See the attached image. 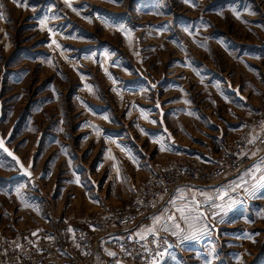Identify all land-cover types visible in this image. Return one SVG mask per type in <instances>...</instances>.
Masks as SVG:
<instances>
[{
    "label": "rangeland",
    "instance_id": "1",
    "mask_svg": "<svg viewBox=\"0 0 264 264\" xmlns=\"http://www.w3.org/2000/svg\"><path fill=\"white\" fill-rule=\"evenodd\" d=\"M71 3L79 15L65 0H0V139L19 160L0 149L2 255L36 252L59 235L76 245L79 231L128 205L150 171L203 160L218 137L239 131L235 123L264 119V0ZM259 164L177 190L154 233L141 235L166 237L159 264H264V189L243 190ZM225 190L224 201L215 199ZM181 195L208 217L198 239H184L191 231L176 212ZM232 201L226 216L216 207Z\"/></svg>",
    "mask_w": 264,
    "mask_h": 264
},
{
    "label": "built area",
    "instance_id": "2",
    "mask_svg": "<svg viewBox=\"0 0 264 264\" xmlns=\"http://www.w3.org/2000/svg\"><path fill=\"white\" fill-rule=\"evenodd\" d=\"M238 124L239 131L235 129L229 138L218 137L209 157L171 161L150 171L144 187L133 191L131 202L103 213L96 225L79 231L76 245L69 243L65 235L54 236L35 246L36 252L0 254V264H93L98 258L107 264H153L166 237H141L135 233L136 228L162 208L177 190L206 187L234 176L250 164L252 153L264 146V119L257 117L253 122L242 119L235 123ZM253 137L255 140L250 144L248 141ZM109 252L114 255H108Z\"/></svg>",
    "mask_w": 264,
    "mask_h": 264
},
{
    "label": "snow or ice",
    "instance_id": "3",
    "mask_svg": "<svg viewBox=\"0 0 264 264\" xmlns=\"http://www.w3.org/2000/svg\"><path fill=\"white\" fill-rule=\"evenodd\" d=\"M14 2L17 4V6H20L21 3H22V0H14ZM112 2H118V0H112ZM185 3L190 4V6H195L194 0H185ZM65 4L69 8H71L74 12H76L77 15L80 14L79 10L72 6L71 0H65ZM24 6L27 7L26 4ZM233 14L236 15L237 18H239V14L238 13L234 12ZM83 18L89 20V22H90V17H83ZM3 19H4L3 14L0 13V20H3ZM102 22L105 23V25L108 26V27H112L113 26V25H109L107 23V21H102ZM43 25H44V21L42 20L41 21V26L43 27ZM117 30L123 32L125 34L126 38H129L130 35H131L130 32H128L127 30L124 29L123 25L117 26ZM49 31L51 33V30H49ZM52 44L55 45L56 48H60L61 47L59 44H57V42L55 40H52ZM105 75H107L108 78L110 80H112L114 84L116 83L115 79L111 76L110 73L107 72V70H105ZM85 87L88 88L89 92L92 91V89L89 86L86 85ZM153 87H155V85H153ZM113 91H116V89L113 88ZM117 94L119 95V93H117ZM156 106L159 107L160 105L157 103ZM144 118L147 119V116H144ZM103 119L107 120L108 117L104 116ZM153 123H155V121H153ZM140 131L142 133H144L143 129H141ZM100 133H101V130L99 128H96V134L100 135ZM254 140H255V137L250 139L248 142L251 144V143L254 142ZM153 142L154 143H160L159 140H154ZM0 149H3L4 152H6L9 156H11L12 159L16 160L17 164H19V160L14 156V154L12 152H10L5 147V142H4L3 139H0ZM121 150L124 151V149H121ZM160 150L161 151L165 150L163 144H161ZM241 155H243V153ZM252 155L255 156V152H253ZM257 173H259L258 176L256 175ZM247 174L251 177L252 184H251L250 187H244L243 190H244L245 193L254 196L258 190L264 189V160H262L259 165H254L253 166V170L248 172ZM25 175H30V173H28L27 170H25ZM77 182H79V181L77 180ZM240 187H241V185L237 184L231 190L235 191L237 188H240ZM227 195H228V191L227 190L219 191L217 193L215 199L220 200V201H224L225 197ZM179 199L182 201V205L176 207V212L179 213V219L182 220L185 224H187L188 228L191 231V235L190 236H185L184 239H186V240L187 239H193V240L198 239L199 238V234L206 228V226H204V227L199 226L198 222L200 220H207L208 217L205 215V213L203 211L200 210V205L196 201L195 197H192L191 202H184L185 201V197H183V195H181L179 197ZM211 200H212V197H210V196H206L205 197V201L206 202L207 201H211ZM236 202L237 201H232L231 203H228L226 205L225 204H219V205H216V207L220 208L221 212L223 213V215L226 216L228 211H230L232 209L233 204H235ZM171 203L175 204L176 201L173 200V201H171ZM193 205H195V207H193ZM213 215H216V214L214 213ZM167 220L169 222H171L172 226L176 229V231L173 232V235H177L179 230L181 229V225L179 223H176L177 216L169 214L168 217H167ZM221 220H223V216H221ZM160 221H161L160 217H155L154 220H153V224L154 225L155 224H159ZM164 230L167 231L168 230L167 227H165ZM69 231H72V229H69ZM148 231L149 232H153L154 229L153 228H149ZM33 235H35V233H33ZM108 255L111 256V255H114V253L109 252ZM159 255L162 256L163 254L161 253ZM209 255H211V253ZM239 259L240 258L237 257L238 261H239ZM153 264H159V261L158 260H154ZM206 264H212L211 260L206 261ZM241 264H242V262H241Z\"/></svg>",
    "mask_w": 264,
    "mask_h": 264
},
{
    "label": "crops",
    "instance_id": "4",
    "mask_svg": "<svg viewBox=\"0 0 264 264\" xmlns=\"http://www.w3.org/2000/svg\"><path fill=\"white\" fill-rule=\"evenodd\" d=\"M255 112V110H254ZM258 114H262V111L261 110H257L256 111ZM264 160V146L262 148H260L257 153H255V156H252V159H251V164L256 161L257 163H261V161ZM167 207H164V209H159L155 214H153L152 216H150L149 218H147L142 224H140L136 230H135V233L137 235H142V236H151L154 232H149V233H146L145 231V227H148V228H153V227H157L153 224V220H154V217L158 216V215H161L162 211L165 210ZM165 212V211H164ZM155 229V228H154ZM72 235V234H71ZM74 236V234H73ZM70 239L73 238L72 236H69ZM99 259V258H98ZM100 261H103L102 264H107V262L104 260V259H99L98 261H95L94 263L95 264H100ZM93 263V264H94Z\"/></svg>",
    "mask_w": 264,
    "mask_h": 264
}]
</instances>
